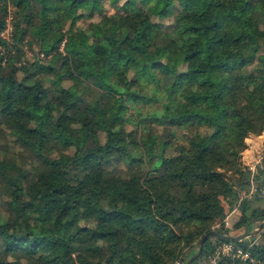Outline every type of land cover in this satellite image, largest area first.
<instances>
[{
    "label": "trees",
    "instance_id": "obj_1",
    "mask_svg": "<svg viewBox=\"0 0 264 264\" xmlns=\"http://www.w3.org/2000/svg\"><path fill=\"white\" fill-rule=\"evenodd\" d=\"M121 1L0 0V264H174L250 188L264 0ZM223 242L264 263L210 236L193 264Z\"/></svg>",
    "mask_w": 264,
    "mask_h": 264
},
{
    "label": "built area",
    "instance_id": "obj_2",
    "mask_svg": "<svg viewBox=\"0 0 264 264\" xmlns=\"http://www.w3.org/2000/svg\"><path fill=\"white\" fill-rule=\"evenodd\" d=\"M250 172V188L245 192L239 191L237 202L233 205L230 203L228 197L222 199L223 205L226 209L225 216L218 218V221L213 222L212 230L220 232L222 234H228V231L232 227L231 225V215L236 214L238 218H241V202L243 199L252 198L257 195L262 197L264 195V183L263 185H258L256 183V176L261 168H264V146L259 149L254 157V159L244 165ZM225 202H227L225 204ZM234 215V216H236ZM264 264L261 261L255 259L252 252L240 246L234 242H223L218 244L210 253L207 254L205 258L200 260L198 264ZM174 264H185L183 257L181 256Z\"/></svg>",
    "mask_w": 264,
    "mask_h": 264
},
{
    "label": "rangeland",
    "instance_id": "obj_3",
    "mask_svg": "<svg viewBox=\"0 0 264 264\" xmlns=\"http://www.w3.org/2000/svg\"><path fill=\"white\" fill-rule=\"evenodd\" d=\"M123 2H124V0H122L119 4H122ZM105 6H106L107 14L110 15V14H114L116 12V7L113 6V5H111L109 2H107ZM74 17H75V19L78 20L79 13L76 12L74 14ZM98 18H99L98 16H95L94 17V21L96 19H98ZM11 19H12V17H10V19H9V22L10 23H9L6 31L4 32V35L6 37H9L11 35L12 30H13V24L11 23ZM89 22H90V19H88V20H82L81 19V20H79L77 22V24L82 26V25L88 24ZM166 24H168V23H165V25ZM28 55H30V52L28 53ZM56 59H57V57L54 56V55H52L48 60H49L50 63L55 64L56 63ZM199 65L204 66L201 63H199ZM131 111L134 113V110L131 109ZM143 112L144 113H153V112H155V107L145 106L144 109H143ZM117 122L118 123H123V124L126 123L125 120L124 119H121V118L118 119ZM127 125H126V127H128L129 129L132 128V125H130V124H127ZM157 128H158L159 131H165V130H168L169 129L168 126H164V125L163 126H157ZM260 204L261 205H264V201H261ZM260 223H261V221L256 222V223L250 225L249 227H247L248 231L249 232H253V233L251 235L245 237L244 239H242L241 240L242 243H246V244L247 243H249V244L250 243H252V244H254V243H261V244H264V228H262L264 224L261 227H259V224ZM212 229H214V228L212 227ZM245 230H246V227L243 228L242 230H239V229H230L228 231V234L233 235V236H237V235H240L241 233H243ZM213 240H215V239H213ZM197 251H198V247L189 248V249L184 250L183 253L181 254V256L183 257L184 263H186L187 260L190 259ZM186 256H187V258H185ZM185 259H187V260H185Z\"/></svg>",
    "mask_w": 264,
    "mask_h": 264
},
{
    "label": "crops",
    "instance_id": "obj_4",
    "mask_svg": "<svg viewBox=\"0 0 264 264\" xmlns=\"http://www.w3.org/2000/svg\"><path fill=\"white\" fill-rule=\"evenodd\" d=\"M246 142L248 144V147L244 151V156H243V164L244 165H246L247 163H250L254 159L257 151L259 149L263 148V146H264V130L258 134L251 135L250 137L247 138ZM261 170H264V168H261L259 170L258 175L260 174ZM240 191L247 193V190H240ZM226 203L227 202H225V204ZM234 215H236V214H234ZM234 215H231L232 227L230 229H238V228H235V225L240 220V218H238L237 215L236 216H234ZM216 220L218 221V219H216ZM242 229L243 228H240L239 230H242ZM246 229H247V227H246Z\"/></svg>",
    "mask_w": 264,
    "mask_h": 264
},
{
    "label": "water",
    "instance_id": "obj_5",
    "mask_svg": "<svg viewBox=\"0 0 264 264\" xmlns=\"http://www.w3.org/2000/svg\"><path fill=\"white\" fill-rule=\"evenodd\" d=\"M264 224V218L261 220V223L259 224V227H261ZM253 232H249L248 229H246L244 231V233L237 235V236H233L230 234H222L219 233L215 230H211L209 231L203 239H201L200 241V246L198 247V251L190 258L187 260V262L185 264H193L194 261H196L199 257H201L202 253H203V249H204V243L205 241L210 237V236H217V237H222L224 239H230L233 241H241L242 239H244L245 237L251 235Z\"/></svg>",
    "mask_w": 264,
    "mask_h": 264
}]
</instances>
